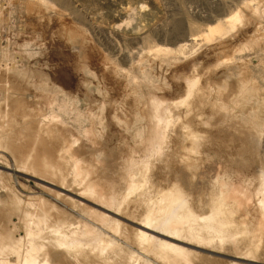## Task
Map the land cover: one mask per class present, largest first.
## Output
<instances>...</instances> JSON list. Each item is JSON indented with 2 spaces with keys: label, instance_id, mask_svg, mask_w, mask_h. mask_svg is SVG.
<instances>
[{
  "label": "rangeland",
  "instance_id": "1",
  "mask_svg": "<svg viewBox=\"0 0 264 264\" xmlns=\"http://www.w3.org/2000/svg\"><path fill=\"white\" fill-rule=\"evenodd\" d=\"M99 64L104 66L101 71ZM192 75L200 78L198 85L203 90L204 111L212 109L222 114L219 120L212 119L209 122L219 124L225 134L234 138L249 136V139L259 140L257 146L249 144L237 154L229 148L224 149L226 160L220 157L222 146L219 145L218 149L216 145L205 152L207 160L204 168L196 169L195 172L203 170L208 175L218 169L235 184L261 186L264 183V124H257L262 116L256 115L255 100L257 97H264V0H0V107L4 106L3 98L20 100L31 111V116L26 120L27 125L34 123L40 114L47 113L56 116L55 120L73 128L79 135L74 158L91 156L92 166L96 168L99 165V170L98 167L95 169L97 172L93 168L96 174L92 169L91 173L100 177L98 179L101 181L105 177L109 180L102 181L110 188L106 189L104 185L106 197H113L115 191L114 196L118 197L116 203L125 210L121 208L123 212L113 214L90 199L78 197L47 184L52 190L74 198L78 201H75L78 206L65 203V200L56 198L53 193H46L38 185L43 182L32 176V172H22L18 166L8 165L1 160L0 176L11 179L14 189L18 192L21 191L20 184L25 193L30 192L32 196L38 195L52 203L55 202L56 206L70 213L71 216H68L66 212L69 223L75 220L73 225L79 222L77 225L83 227L84 221L85 225H91L96 230L98 228V231L104 233L103 236L107 231V238L117 240L116 247L120 245L121 249L125 242L127 244L122 248L123 251L128 248L129 252L134 251V254L137 253L136 255H139V258L142 256L144 260L148 258L147 261H152V264H163L162 258L155 257V254L152 256L149 254L153 253L150 250H147L149 253L143 250L144 253L142 249L139 251L140 247L136 244L134 246L132 242L134 231L138 229L132 219H142V215L146 213L143 208L151 207L150 202L157 199L158 191L151 189L153 193L151 190L147 191L146 196L145 186L144 190L137 191L142 195L141 198L137 192L130 196L125 195L130 197L127 199L129 201H137V195V199L144 200L142 202L138 199L141 203L132 202L134 205L139 203L133 206L137 211L132 209L131 201H127L126 206H123L125 204L122 203L126 199L123 201L119 198L123 199V194H126L124 191L127 190L120 193V197L117 195L123 190L120 188L123 187L122 184L125 186V183L116 171L120 165L118 155L122 146L127 144L124 143L127 133L121 132L117 124L122 120L129 123L130 138L136 135L142 140L148 131V122L142 114L147 99L150 96L163 97L168 102L181 99L182 89L178 88L175 82ZM1 111L2 108L0 113L3 114L4 111ZM171 112L175 113L172 118L168 117V120L181 119L176 110L172 109ZM13 123L11 133L25 126L22 121ZM92 124L94 130L93 126L91 128ZM85 131L88 133L85 134ZM168 131L178 135L180 141H184L185 137L180 135L177 129L171 130L169 127ZM168 141L170 143V137ZM156 158L151 157V161H157ZM68 166L65 171L66 180L73 184L75 179L69 180L68 174L72 179L74 173ZM100 166H103L101 170L105 173L104 177L100 175L103 173H100ZM67 168L72 172L67 171ZM158 169V166L155 167L153 173L157 174ZM97 173H100L99 176ZM91 175L93 176L90 174L89 178L96 181L97 177L94 176L93 179ZM108 177L112 181L115 179V184L118 183L115 185L116 188L120 187L119 192L116 189L118 193L113 190L114 183L111 187L107 186L111 183ZM74 185H77L76 182ZM100 188L104 190L102 186ZM191 189L196 196L198 192L206 193L207 185L198 179ZM144 195L145 198L149 197L147 201ZM80 202L81 204H78ZM127 206L130 209H127ZM85 207L87 208L84 210ZM88 208H92L91 212L96 209L110 215V220H119V228L124 229H121L123 232L120 230L118 235L113 233L110 227L106 229V224L100 220L92 221L94 217L90 219V215L88 218ZM126 211L129 215L136 213V218H132L134 215L126 217V213V216L123 214ZM247 218L251 221V213ZM0 221H6L7 227L12 229L15 236L24 235L22 221L17 213L5 216L0 213ZM121 223L131 227L127 226L126 230ZM128 232L133 233L132 238L127 235ZM124 233L126 238L130 237L127 241ZM262 238L261 246L264 245V235ZM180 245L192 250V255L189 256H192L193 261L199 262L198 264H204L206 261L210 264H221V259L223 262L225 260L226 264L228 261L264 264V255L261 254L264 252V246H259L260 256L257 255L258 249L255 252L257 256H251L256 257V260L259 257L257 262L247 263L228 254L233 252L232 246L227 252L226 249H223V252L220 248V253L213 254L197 248L192 243ZM244 246L239 245V250ZM260 247L263 248L262 251ZM246 248L248 246L243 249L245 251H241L247 253ZM193 252H197L195 256L199 257L201 253L203 256L207 255L206 259L193 256ZM142 257L141 262L144 261ZM207 257L214 261L216 259L217 263L208 261ZM207 262L205 264H209ZM164 263L168 264L165 261Z\"/></svg>",
  "mask_w": 264,
  "mask_h": 264
},
{
  "label": "bare ground",
  "instance_id": "2",
  "mask_svg": "<svg viewBox=\"0 0 264 264\" xmlns=\"http://www.w3.org/2000/svg\"><path fill=\"white\" fill-rule=\"evenodd\" d=\"M253 23L255 24V22ZM98 68L101 71L104 66L99 64ZM199 79V77L192 75L176 80V86L182 89L183 92L181 99L169 102L159 96H150L147 99V105L142 110V114L145 121L148 122V131L142 140H139L136 135L130 138L128 133L129 123L123 120L118 122L117 125H119L121 132L127 133L124 141L127 144L122 146L123 148L121 147L122 150L118 155L120 165L117 168L118 171H116L125 186L121 182L123 187L120 184L122 188H119L123 190L119 192L118 186L117 188L115 186L118 183L113 182L116 179L115 176L113 181L108 177L111 179V183H108L107 186L114 183L115 187L112 185V188L114 187L113 190L118 189L119 193L116 190L118 196L124 190L127 191H124L126 194H123V196H130L138 190L139 192L141 189L144 190L145 186L147 187L146 196L147 191L151 189L158 191L156 192L157 199L155 201L150 202L148 200L152 204L151 207L145 206L146 208H143L146 213L144 212L142 219L136 218V213H130L131 216L134 215L132 218H136L132 220L138 226V229L134 231L133 241L130 240L134 243V246L136 244L140 247L139 251L142 249V251L145 250L146 253H149L147 250H150L153 253L149 254H152V256L155 254V257L162 258L163 262L159 259L161 263L166 264L164 261L168 264L199 263L196 260L193 261L192 256H189L192 255V250H187L180 243H192L197 248L213 254L220 253V250L225 252L223 249H226L227 252V249L230 250L232 246L234 253L232 252V254L230 251L228 253L231 257L247 263L257 262L259 257L256 260V257L254 259L251 256L255 255L257 249V255H259V246H261L260 243L263 240L261 237L264 235V183L259 187H249L244 184H235L218 169L208 175L203 170L198 173L195 170L204 168L205 160H207L205 152L216 145H218L217 148L219 145L222 146L220 157L226 160L224 149L229 148L234 154H237L239 150L247 148L249 144L254 147L257 146L259 140L249 139V136L234 138L225 134L219 124L209 122L212 119L219 120L222 118V114L216 113L212 109L204 111L202 107L203 90L198 85ZM256 101V115L262 116V119H258L257 124L262 125L264 124V97H257ZM3 102L4 106L0 107V110L2 108L4 111H1L3 114L0 113L3 115L0 118L1 120L3 118L2 122L0 120V160L3 163L18 166V169L22 172L25 170L26 172H32V176L43 182L38 183V185L46 193H53L56 198L65 200V203L77 205L74 198L72 199V197L66 196L55 189L52 190L47 184L71 192L78 197L90 199L97 206L113 214H119V212H123L122 209L125 210L116 203L118 197L114 196L115 191L113 197H106L107 192L104 188L106 183L103 184V182L109 180L105 177L102 182L98 179L100 177L94 175L99 170V165L96 166L98 170H95L96 168L92 166L91 156L85 158L83 155L84 157L78 158L75 156L74 158L73 154L77 152L75 144L79 139V135L73 128L55 120L56 116H50L47 113L40 114L34 123L27 125L26 120L31 116V111L24 106L23 102L12 98H3ZM172 109L177 111V115H180V120H168V117L172 118L175 113L171 112ZM14 121H22L25 126L21 130L11 133ZM92 126L93 124L91 128ZM169 127H171V130L177 129L179 134L185 137L184 141H180L178 135L171 134L168 131ZM94 128L93 126V130ZM86 133L88 132L85 131ZM169 137L170 143L168 141ZM16 140L21 141L17 142ZM170 148L172 151H169ZM238 155L240 156V154ZM153 156L154 158L157 157V161H151ZM71 162L72 164H69ZM68 164L74 173L72 179L68 174L69 180L75 179L73 184L68 183L66 180L65 171ZM157 166L160 169L156 174L153 173V169ZM102 168L100 166V170ZM67 169V171L72 172L69 168ZM91 169L94 173H91ZM101 172L104 173L102 170ZM100 173H97L98 176ZM103 173L100 175L104 177L105 173ZM90 174H93L91 178L97 177L99 183H97V179L96 181L94 178V180L90 179ZM109 176L112 177L111 174ZM198 179L206 183L207 192H198L195 196L191 186ZM10 180L0 176V213L4 216L9 215V213H17L22 221L24 235L15 236L11 231L12 229L10 230L7 227L6 221H0V264H152L151 260V262L147 261L148 258L144 260L142 254L140 256L144 261L141 262V257L139 258V255H136L137 253L134 254L133 250L131 251L134 253L129 252L128 248L124 251H128L129 254L124 253L122 248L126 247L125 244L127 243L124 242V246L122 244L123 247L121 246L120 249V245L116 247L117 240L107 238L108 233L105 230L109 227L113 233L119 235V231L122 229L119 228V220L117 221L114 218L110 220V215L96 209H93L92 213V208H88L90 210H87L89 212L88 218L91 215L90 219H92V216L94 217L92 221L96 219L95 222L100 220L104 225L106 224L107 227L105 226L106 229L104 230L106 235L103 236L104 233L98 231V228L96 230L91 225H85L84 221H82L83 227L77 225L79 223L77 220L78 223L73 225L75 222H72L75 220L72 221L68 217L72 221L69 223L66 218L67 215H70L68 211L56 206L55 202L52 203L47 198L38 195H35L37 197L32 196L30 192L25 193L24 187L20 184L21 191L18 192L14 189V185ZM118 181L116 180V182ZM74 182L77 185H74ZM101 186L104 190L100 188ZM153 190H151V193H153ZM112 191L108 192L112 194ZM142 194L144 193L142 192ZM138 195L136 200L140 202L142 199L138 198L139 201L137 197L140 195ZM146 196L144 195V198ZM150 196L151 194H149ZM124 198L126 199L125 202L120 201L125 204L124 207L127 201H131L130 204H132L133 199L127 200L130 197L125 196L123 199H119L124 201ZM148 198H145L146 201ZM150 199L152 198L150 197ZM78 204H81V202ZM82 204L84 205L83 202ZM136 204L139 205V203ZM135 205L132 204L134 210H136L135 207L133 208ZM128 206H130L129 203ZM78 208L81 209V207ZM249 213L252 216L251 221L247 218ZM123 214L126 217L130 216L127 211ZM139 216H141V213ZM123 223L121 225L125 226ZM127 226L124 227L126 230ZM129 232L127 235L132 238L133 233L130 234L131 232ZM124 234L125 241H127L130 237L126 238V233ZM118 244L120 243L118 242ZM242 244L248 246L246 248L247 253L241 251L245 248ZM239 245L244 247L239 250L241 248ZM233 247L239 248L236 251ZM195 253L193 252V256H195ZM262 253L264 255L263 251ZM145 256L147 255L145 254ZM206 256L201 253L203 259H206ZM195 257L201 258L198 255ZM261 258L260 260L263 259ZM209 259L208 261L212 262L213 259ZM221 261V264H226L225 260L223 262L221 259ZM227 264L240 263L228 261Z\"/></svg>",
  "mask_w": 264,
  "mask_h": 264
}]
</instances>
